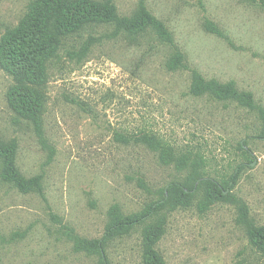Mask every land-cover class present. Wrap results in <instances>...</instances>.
Listing matches in <instances>:
<instances>
[{
	"label": "rangeland",
	"instance_id": "1",
	"mask_svg": "<svg viewBox=\"0 0 264 264\" xmlns=\"http://www.w3.org/2000/svg\"><path fill=\"white\" fill-rule=\"evenodd\" d=\"M31 0H0V140L15 147L22 176H40L44 198L22 192L0 174V264H101L98 254L73 248L69 230L100 238L117 204L136 213L173 180L194 168L221 182L228 200L200 208L202 188L187 206L167 214L156 244L165 264H264L238 220L264 225V137L255 111L233 101L188 93L190 68L206 79L234 81L264 107V5L259 0H145L184 55L187 69L168 70L173 48L151 32L108 37L92 27L68 38L47 64L42 112L25 118L12 109L13 83L3 67V36L16 28ZM131 15L139 0H113ZM209 20L220 30L206 28ZM94 42L79 61L78 50ZM154 132L176 153L182 168L160 161L145 145L118 135ZM2 165L0 163V173ZM105 244L108 264L141 263V229Z\"/></svg>",
	"mask_w": 264,
	"mask_h": 264
},
{
	"label": "trees",
	"instance_id": "2",
	"mask_svg": "<svg viewBox=\"0 0 264 264\" xmlns=\"http://www.w3.org/2000/svg\"><path fill=\"white\" fill-rule=\"evenodd\" d=\"M256 1V0H251ZM264 5V0H259ZM112 27L108 37L120 34L138 35L151 31L158 40L172 46L173 52L166 60L168 70L187 69L184 55L176 46L164 23L146 7L145 0H139L137 9L131 15H120L113 0H31L26 12L16 28L8 31L2 40L1 61L11 75L13 83L7 96L13 110L25 118L37 119L42 112L45 95L43 88L47 81V64L58 55L63 43L74 35L92 27ZM206 28L218 35L220 30L211 21ZM90 37L78 50H70V59L79 61L94 43ZM191 80L188 93L215 100L233 101L239 106L255 111L262 127L260 137H264V107L255 103L251 92L240 90L234 81L221 82L206 79L198 70L190 68ZM123 143H138L156 151L161 162L174 164L182 169L189 161L186 152L176 153L172 146L154 132L121 135ZM1 178L12 183L22 192L36 191L44 198L40 176L26 178L15 165V147L12 143L0 140ZM233 177H231L232 179ZM218 181L194 167L184 180L170 181L160 196L143 210L124 214L117 204L109 209V222L103 235L98 239H86L69 230L76 251L88 255L98 254L101 264H108L104 251L108 240L128 234L134 227L145 224L141 229V263L165 264V260L156 244L165 231L167 214L179 207L190 204L194 191L202 188L200 208L204 209L215 201L228 200L224 187L230 185ZM238 220L246 225V234L250 246L264 258V225H255L248 220L245 204L239 205Z\"/></svg>",
	"mask_w": 264,
	"mask_h": 264
}]
</instances>
